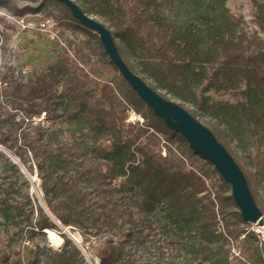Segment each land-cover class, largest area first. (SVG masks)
Here are the masks:
<instances>
[{"label":"trees","instance_id":"obj_1","mask_svg":"<svg viewBox=\"0 0 264 264\" xmlns=\"http://www.w3.org/2000/svg\"><path fill=\"white\" fill-rule=\"evenodd\" d=\"M54 1L71 15L65 5ZM79 7L107 20L114 27V39L127 44L134 37L154 51L156 60L141 64L138 71L116 43L131 71L145 82L153 80L181 101L195 103L189 80L196 63H201L198 82L208 80L205 91H240L244 101L221 105L216 132H212L221 137L224 144L218 141L226 148L225 141L234 138L242 117L248 127L259 131L260 147H264V52L245 55L236 47L238 43L222 36H216L209 52L197 48V41L191 43L187 34L181 41L175 26L156 16L150 0H102L101 5ZM178 44L183 45L184 53L193 55L188 59L183 53L176 60L170 52ZM108 75L113 73L107 71L76 85L75 99L80 103L63 110L70 124L67 129L35 124L31 118L17 124L14 116L2 123L7 126L0 128V144L9 151L18 147L21 152L15 156L27 170L32 155L47 211L30 196V180L20 167L0 154V264H89L65 234L60 251L36 241L46 238V230L61 232L58 224L75 228L85 238H96L99 264H233L228 255L221 261V241L229 244L231 234L218 232L220 209L205 193L208 175L186 169L181 160L172 157V139L184 138L168 129L133 90L145 111L141 126L125 124L127 107L134 103L109 85L101 88L98 99L90 101L100 87V78ZM51 78L54 83L52 74ZM121 80L128 85L122 76ZM48 88L36 82L31 93L41 96ZM10 92L5 90L7 96ZM53 107L58 111L62 102ZM135 111L141 114L138 106ZM189 112L196 119L208 115L204 106ZM80 123L88 132L79 133L76 128ZM107 137L110 148L104 145ZM10 141L14 145L8 147ZM156 149L165 150L166 155ZM255 165L264 175V151H258ZM118 178L123 180L114 183ZM247 182L259 207L257 194L249 179ZM252 237L255 232L247 233L240 249L242 257L237 256L234 264H264L256 247L244 249Z\"/></svg>","mask_w":264,"mask_h":264},{"label":"rangeland","instance_id":"obj_2","mask_svg":"<svg viewBox=\"0 0 264 264\" xmlns=\"http://www.w3.org/2000/svg\"><path fill=\"white\" fill-rule=\"evenodd\" d=\"M73 1L84 9L90 4L96 6L102 4V0ZM130 1L137 2V0ZM150 2L156 16L164 18L175 26L178 39L182 41L187 34L191 43L197 41L199 49L213 51L216 36H222L234 44L238 43L236 47L245 55L264 52V0H150ZM85 13L107 27L111 26L102 17L88 11ZM42 24L45 27H42ZM110 30L112 32L114 27H110ZM115 41L128 53L129 62L138 71L141 70V64L155 61L157 58L154 51L134 37L130 38L127 44H123L120 38H116ZM218 48L221 52V48ZM183 51V45L180 44L173 48L170 55L180 60ZM184 55L189 59L193 54L184 53ZM194 66L196 68L190 73L189 80L196 94L194 104L183 102L166 90L158 88L153 80L146 79V83L154 87L162 97L182 105L187 111L204 106L208 115L206 113V115H198L197 119L211 131L216 132L214 126L218 120V113L221 114L219 111L221 105H238L244 101V97L240 91H205L208 80L205 79L203 84L198 82L197 71L201 63H196ZM205 66L209 71L210 65ZM107 71H111L113 75L100 78V87L90 101L94 102L98 99L101 88L109 85L115 88L124 100L134 103L127 107L125 124L138 123L141 126L145 121L144 108L136 101L132 89L122 82L121 75L105 53L98 34L75 22L70 13L54 0H0V128L6 127L7 125L2 123L10 121V117L14 116L17 124L22 123L26 118H31L35 124L42 123L45 127L56 126L67 129L70 124L63 110L68 107L73 108L76 102L80 103L75 99L76 85L81 80L100 77ZM36 82L49 87L41 96L31 93V88ZM6 89L12 91L8 96L5 93ZM55 102H62L63 107L58 111H54ZM136 106L141 114L135 111ZM239 124L240 128L235 132L234 138L225 141L226 148L243 169L245 177L250 180L264 219V175L255 165V157L259 150L264 151V147H260L257 134L259 131L248 127L242 117ZM76 129L80 134L88 132L86 126L81 123ZM215 135L224 144L221 137ZM104 140L105 147L110 148L111 139L107 137ZM171 144L174 150L172 157L176 162L181 160L186 169H198L208 175L205 193L212 196L217 209L221 210L217 216L218 232L231 234L229 244L221 241V261L228 255L229 262L234 264L237 256L242 257L240 249L245 236L250 231L255 232L256 237H252L251 244L244 246V249H248L251 245L256 247L264 260V224H250L245 222L241 215L239 216V209L231 199V186L223 181L210 162L194 154L186 140L173 138ZM12 145L13 142H8V147ZM4 151L15 158H17L15 153L21 152L18 147L9 151L0 144V154L10 160L12 159ZM156 151H161L162 156L166 155L163 149ZM29 156L31 161L28 170L22 165L24 171H21L25 172V176L30 180V196L41 205L39 199L40 197L43 202L41 179L32 155ZM17 160L19 161L18 158ZM121 180L123 179L118 178L114 183ZM58 227L61 232L56 233L61 238L62 234H65L64 229H67V232L78 240L79 246L72 241L78 248L80 247L84 256L86 255L89 264H99L96 258L99 242L96 238H85L71 226L63 227L58 224ZM244 230L247 232L242 233ZM36 241L42 245L48 244L55 251H60L64 242L62 238L54 248L48 235ZM115 241L118 242L119 237H116Z\"/></svg>","mask_w":264,"mask_h":264},{"label":"water","instance_id":"obj_3","mask_svg":"<svg viewBox=\"0 0 264 264\" xmlns=\"http://www.w3.org/2000/svg\"><path fill=\"white\" fill-rule=\"evenodd\" d=\"M56 1L65 5L70 10L72 17L80 25L99 35L106 54L120 75L138 97L154 111L155 115L165 121L168 129L180 134L194 153L215 167L223 181L231 186L232 199L238 207L242 219L250 224L263 225V213L253 198L243 171L228 150L218 141L213 132L193 117L185 108L160 96L144 80L131 71L120 55L110 29L90 17L73 0ZM4 152L8 154L6 151ZM8 156L24 171L22 164L17 158L10 154ZM39 199L41 205H43L42 207L45 208L40 197ZM64 231L79 246L78 240L68 233L67 229H64Z\"/></svg>","mask_w":264,"mask_h":264},{"label":"bare ground","instance_id":"obj_4","mask_svg":"<svg viewBox=\"0 0 264 264\" xmlns=\"http://www.w3.org/2000/svg\"><path fill=\"white\" fill-rule=\"evenodd\" d=\"M46 234L48 235V238L50 239V242L53 244L54 248L62 241V238L55 231L46 230Z\"/></svg>","mask_w":264,"mask_h":264},{"label":"built area","instance_id":"obj_5","mask_svg":"<svg viewBox=\"0 0 264 264\" xmlns=\"http://www.w3.org/2000/svg\"><path fill=\"white\" fill-rule=\"evenodd\" d=\"M42 27H45V25H44V24H42Z\"/></svg>","mask_w":264,"mask_h":264}]
</instances>
